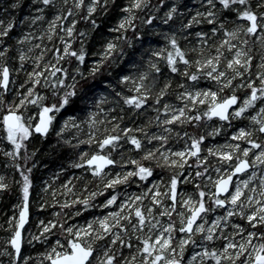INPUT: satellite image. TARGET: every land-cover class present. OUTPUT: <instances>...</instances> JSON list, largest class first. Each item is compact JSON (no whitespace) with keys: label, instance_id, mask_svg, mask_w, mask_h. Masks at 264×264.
<instances>
[{"label":"snow or ice","instance_id":"obj_1","mask_svg":"<svg viewBox=\"0 0 264 264\" xmlns=\"http://www.w3.org/2000/svg\"><path fill=\"white\" fill-rule=\"evenodd\" d=\"M99 2L100 0H93L88 3L86 14L83 17L85 20H90L93 27L97 25V21L92 18V14L96 12ZM160 2L163 3L164 0H160ZM19 3L20 0H15L12 7H19ZM72 3L76 9L85 7V0H72ZM203 3L208 7H205L203 12L196 11L195 15L180 26L181 29H189L193 25L200 24L210 26L207 30L201 29L195 32V36L200 38L197 41L200 45L198 54L190 57L187 53L197 52V49L182 47L177 39V33L172 31L165 36L167 46L154 50L153 55L161 57L171 73H179L187 80L197 81L201 77L210 78L216 82L215 90L213 88L188 89L185 88L186 81H181L177 83V87L185 88V90L178 93V98L186 103L181 107H174L168 102L161 103V98L167 95L168 89L172 86L170 78L159 86L156 93H153L151 88L155 86L156 78L153 76V83L149 84L150 72L148 70L141 72L138 77L130 74L121 75V83L130 82L132 91L136 94L117 92L116 95L123 96L124 103L133 110L142 109L145 105L149 107L160 105L155 108L158 114L154 120L157 124L162 123L167 127L163 129V134L148 135L147 125L135 129L125 126L121 129L118 117L112 116L110 119L117 122L112 125L111 131H108L105 125L106 134L99 141H95L98 143V147L100 149H105L106 146L118 148L121 147L119 142L126 139L136 149H141L143 155L139 158L123 159L121 157V160H116L111 157L110 152L108 154L94 152L89 155L85 151L81 152L79 163L74 162V166L78 168L89 166L92 173L99 176L105 175V168L108 165L123 163L134 166L115 173L106 179L101 189L90 192L89 197L82 200L85 207H93L90 198L99 195L101 191H107L109 187L116 188L118 184H127L130 180L134 183L148 181L149 177L153 176L154 169L151 164L142 162L145 159L155 160L157 165L162 168L178 169L182 173L185 165L189 164L190 158L195 157L197 165H205L202 170L195 172V177L204 176L208 180H214V191L206 192L205 188L200 186V182L193 178L198 195L196 197L187 195L186 198L178 200L181 174L173 171L164 191L161 190V185L164 184L161 178L159 181L152 182L151 187L145 186L142 193H133L119 203V193L113 192L100 207L115 205V211L93 217L91 221L80 226L74 224L64 227L61 223L60 227L67 235L63 241L57 239L55 244L50 246V251L43 254L47 257L49 264H120L117 254L112 251V248L117 245L133 248V236L137 241L135 247L139 259H137V254H132L131 259H125L124 264H186L184 260L186 246L197 245V241L194 239L197 233L201 234L202 240L213 243L209 246L198 245L201 250L194 251L187 264H197V262L198 264H264V139L256 138L254 135L259 132L261 137H264V55H261L260 63L256 66L257 70L253 73L255 57L249 51L250 38H255L251 41L252 44L255 43V40H259L261 49L264 50V0H203ZM67 4L68 0H61L60 5L56 0H39V6L35 8L39 15L24 18L34 24L44 18L46 9L53 10L52 19L47 24V39L51 41L59 36L62 42V47L53 49L55 63L44 61L47 45H43V50L33 58L36 67L27 72V79L19 85L20 88H25L27 84L28 87L25 91L16 92L10 88V84L13 83V71L18 73L23 70L24 61L30 57L21 51L18 57L21 67L16 69H12L7 62L0 63V104H4L6 100L2 93L14 92L13 99L6 103L7 111L0 115L4 136L14 146L11 150H5V154L12 157L13 162L16 157L20 156L22 148L27 150L26 141L33 136V132L44 136L48 134L53 127L57 113L68 106L72 102V98L80 94V90L83 88L81 81L86 84L88 76H95L101 70L100 66L109 57H112L118 48H120L121 55L123 54V49L116 41L129 40L127 29H136L134 23L136 15L133 9L147 6L146 0H130L125 6L127 15L120 19L119 27L115 29V31L124 30V34L108 40L100 53L104 59L94 61L92 67L86 72L81 65L85 63V58L88 55L85 45L89 32L85 29L77 30L76 19L68 20V17L73 15V7L64 8L63 5ZM104 4L107 5L108 0H104ZM105 10L107 9L105 8ZM177 12L176 4H172L165 12L167 19H164L163 23L167 24ZM153 18V16H149L145 22L151 24ZM66 20H68L67 24H65ZM16 26L15 17H10L7 21L0 19V37L4 38L0 40V57L6 56L9 49L12 48V44L8 41L11 38L10 32ZM61 32L63 35H60ZM136 35L143 36V33L137 31ZM44 36L45 33L41 32L38 38L43 40ZM213 37H218V42L213 41ZM36 38L31 33L25 32L18 37L17 43L23 44L25 41ZM77 38H79L80 44L73 47ZM210 41L212 42L210 43ZM33 47H41V45L33 44ZM211 48H215L216 51L210 52ZM225 50L231 53L230 59L225 57ZM65 57L78 61L71 70L74 73L71 76L68 67L57 66ZM222 58L225 60L223 68L221 67ZM41 62H43L42 67ZM148 67L155 73L162 74V68L158 61L149 58ZM78 76L80 80L77 79ZM238 77L241 79L237 80ZM253 77H258V82ZM69 79L71 83L67 82ZM105 83L111 88L116 87L109 81H105ZM38 86L50 87L53 97H58V99H54L50 103L45 102L46 94L39 91ZM226 88L231 91L225 92ZM237 88H247L249 91L245 96L240 97L236 94ZM149 97H152L154 105H149ZM84 99L89 104L95 103V110L85 109V120H77L75 116L64 120L57 133L58 135L63 133L68 127L79 130L80 126L86 122L89 127V135L86 137V141L78 140L77 144L93 143L99 129L97 131L92 129L108 119V110L99 106L106 99L104 93L100 94L99 101L88 100L87 96ZM198 104H207L208 107L201 111L197 109ZM29 105L37 106L38 122L36 123H30L33 117L25 116L24 112L20 110L26 109ZM186 109H195L196 111L193 113ZM250 109H256L254 114L249 111ZM100 111L105 112L106 116L98 120ZM160 113L164 114L162 121ZM203 117L219 118L221 121L228 122L229 126H231L233 118L249 119L251 122L249 126L238 127L232 133L236 140L244 141L248 146L242 147L241 143H227L202 149L205 135L194 134L189 137L188 132H177L172 126L174 123L182 125L186 122H199ZM220 130V128L214 127L211 134L215 135ZM133 131L145 132L149 140H159L161 143L153 148L144 149L142 138L130 134ZM121 132L124 134L123 136L120 134ZM172 132H176L177 136L183 135L187 138V146L176 151L170 147L165 148L164 146L169 140L168 133ZM67 142L71 143V139ZM254 149L255 151H253ZM202 151H206L208 155H201ZM209 156L220 158L216 162L215 171L219 174L216 177L207 174ZM223 164H227L228 167H220ZM15 167L21 169L22 202L18 218L13 216L8 222L9 227L13 230L7 239L12 251L4 248L3 254L10 258V264H25L28 257L21 255L22 230L29 218V195L32 185L29 173L31 169L25 171L19 163H15ZM236 174H245L246 178L239 179L233 184V177ZM191 176L192 173L189 172L188 176L183 177L184 182H187L188 177ZM7 187L4 177L0 176V189ZM145 194H148L153 202L147 211L142 203H138L146 198ZM165 198H169L171 202L165 203ZM78 200L80 197L73 201H65V205L76 203ZM178 203L181 207L179 212L176 211ZM156 205L160 206V210L156 211L154 215L153 211ZM44 206V204H39L41 208ZM225 206L227 208L223 215L217 214L209 221V212H214L217 208L223 209ZM174 213L179 217V225L171 219ZM156 216H168L169 220L161 223L156 219ZM134 217L135 223H132ZM235 217L246 220L248 227L236 222ZM40 224L42 226L40 233L33 236L34 240L46 239L44 234L50 235L51 229L56 226L57 221L52 220L47 223L40 221ZM257 225L262 226L261 230H257ZM154 229L157 230L155 233ZM225 230L228 231L225 232ZM176 231L184 235L174 237L173 234ZM218 237L223 241L219 247L214 243ZM257 238L259 239L257 240ZM174 240H178V245H174ZM99 241H104V244L100 245L99 254H97V242Z\"/></svg>","mask_w":264,"mask_h":264},{"label":"trees","instance_id":"obj_2","mask_svg":"<svg viewBox=\"0 0 264 264\" xmlns=\"http://www.w3.org/2000/svg\"><path fill=\"white\" fill-rule=\"evenodd\" d=\"M5 3L2 6V3ZM15 0H0V19H4L7 21L10 17H15L17 26L10 32L9 43L12 44V48L9 49L7 55L0 60V63L7 62L12 69H15V66L19 63L18 57L21 51H27L29 53L26 61H24V65L28 64V72L32 71L33 68L36 67V64L33 62V58H35L40 51L43 50V45H47V51L44 56V61H50L55 63V58L53 56L54 47H62V42L59 39V36H56L53 40L47 39V24L52 19V11L46 9L44 13V18L42 20L36 21L34 24L31 23L30 20L24 19L27 16H36L39 15L38 12L35 11V8L39 6V0H20L19 7L13 8L12 4ZM57 4H61V0H56ZM93 2V0H85V7L81 9H76L72 3V0H68L67 5H63L64 8L73 7V15L68 17V20L76 19L77 25L76 29L81 30L85 29L89 32V36L87 37V43L85 45L88 55L85 58V63L81 65L82 69L87 72L88 69L92 67L94 61L98 59H104L100 53L103 51V45L110 39L114 37H119L124 34V30L115 31L116 28L119 27L120 19L127 15L125 11V6L130 2V0H108V4H104V0H100L97 5V10L92 14V18L97 21V25L95 27L92 26L90 20H85L83 17L86 14V7L88 3ZM147 6L141 9H133L135 12L136 19L134 23L136 24V29L128 28L127 36L129 38L128 41L117 40L116 43L120 45L123 49V54L120 53V48H118L112 57H109L106 62L100 66V71L95 74V76H88L87 83L81 81L83 88L80 90V94L77 97L72 98V102L66 106L64 109H61L60 112L57 113L56 120L54 121L53 127L49 130L46 136L33 132V136L29 137L26 141L27 150L24 148L21 149L20 156L16 157L15 162L10 157H5L0 152V176L4 177V182L8 185L5 189H0V264H8L9 257L3 254V249L7 248L9 251H12L11 246L7 243V239L12 234V228L9 227L8 222L13 216L18 215V210L20 208L22 202V176L20 175L21 169L15 167V163H19L23 166L24 170L31 169L29 173L30 178L32 180V185L30 187V198H29V218L26 223H33V218L38 215L39 218H46L48 221V215L59 213V224L60 221L66 226L64 214L69 212L65 207H61L59 205L54 204L53 197H50V194L53 190L48 189L44 190L45 185L41 184V180L45 178V176H50L55 171H59L61 166L63 169L59 175V178L63 181L60 183L61 186H65L69 188V181L67 179H71L75 183L80 180V185L85 186L88 189L98 190V177L96 174L89 171L86 167L78 168L74 166V162L79 163V156L81 152L86 151L88 154L102 151L107 154L110 152L111 156L116 160H120L121 157L123 159H128L133 153L136 157H141L143 155V151L141 149H135V147L131 144L130 141L126 139H122L119 143L121 147L118 148H109L106 146L105 149H100L98 147V143L95 141H99L103 135H105V125L108 131L112 130V125L117 121H113L110 118L112 116H116L119 119L120 128H124L125 126H131L133 129L142 128L147 125V132H151L155 129L157 123L154 120V117L158 114L155 111L156 107H160V105H154V101L152 97L148 98L149 105H154L153 107H149L148 105L143 106L142 109L133 110L130 106L126 105L123 101V96L116 95L117 92H123L124 94L134 95L135 93L132 91V87L130 82L125 84L121 83L120 76L121 75H133L138 77L139 74L145 70L150 72L148 83H153V76L156 78L155 86L151 88L153 93H156L159 89V86L163 84V82L170 78L172 80V86L168 89L167 95L161 98V103L168 102L171 105L178 104V93H181L185 90V88L192 89L194 85L197 84L199 87H207V88H216V82L211 80L210 78L201 77L197 81L187 80L186 77L182 76L179 73H171L170 69L164 64L163 59L161 57H156L153 55V51L157 49H161L167 46V40L165 36L172 31L177 33V39L182 47L188 48H196L197 52H188L187 54L191 57L198 54V50L200 45L197 41L200 39L195 36V32L198 30H207L209 25L200 24L193 25L189 29H181L180 26L182 23H186L191 16L195 15L196 11H204L205 7H208L203 3V0H164L163 3L160 0H146ZM172 4H176L178 12L174 15L167 24H164V19H167L165 16V12L169 9ZM105 8L107 10H105ZM234 16V14H232ZM149 16H153L152 23H146V19ZM68 20L65 21V24L68 23ZM23 21V23H20ZM27 31L31 33L33 37H37L35 40L25 41L23 44L17 43V39L20 35L25 34ZM142 32L143 36H137L136 32ZM43 32L45 33L44 39L40 40L39 34ZM191 33V34H189ZM60 35H63L61 32ZM67 39V37H65ZM218 37H213V41L218 42ZM255 38H250L249 51L252 52L255 57L253 60V73H255L256 66L258 65V59L260 57L258 51L260 49V43L255 40V43L252 44L251 41ZM130 41V42H129ZM212 41H210L211 43ZM33 44L41 45V47H33ZM80 44L79 38L75 40L73 43V47H77ZM207 47V46H205ZM30 49V51H29ZM210 52H215V48H211ZM230 53V52H228ZM227 58H231V53ZM149 58L154 61H158L162 68V74H157L153 70H150L148 67ZM34 65H33V64ZM78 61L76 59L69 60L68 57H65L60 61L59 66H66L69 68L70 76L74 74L71 70L77 65ZM30 64V65H29ZM32 64V65H31ZM182 65V62H181ZM225 65V61L221 62V67L223 68ZM43 66V62H41V67ZM194 70V69H193ZM230 71V70H229ZM15 77H21L18 73L13 71L12 73ZM24 78V75H23ZM256 78V77H253ZM80 80V77H77ZM241 78H237L239 80ZM22 79L20 80V82ZM105 81H109L115 84V88H111L108 86ZM181 81H186L185 88L177 87V83ZM71 83L69 79L67 81ZM235 83V82H234ZM28 85H25V88H21L19 92L25 91ZM38 90L46 94L45 102H52L54 99H58V97H53L52 89L45 88L43 86H38ZM231 89H225V92H230ZM249 91L247 88H237L236 94L240 97L245 96V94ZM104 93L106 95V99L99 106L100 108L107 109V117L108 119L102 123L97 124L96 128L99 129L97 131V135L94 138V142L89 144L87 142L80 143V145H73L72 143H77L80 140L81 135L84 133H75L73 131H68L67 134H57L59 132V126H61L64 120H67L69 117L75 116L77 120H84L86 117V111L95 110V103L89 104L84 99L87 96L88 100L99 101L100 94ZM6 97L5 103L3 104V108L0 111V115L3 112L7 111L6 103L9 100L8 93H3ZM223 95V93H222ZM207 106H202L199 110L203 111ZM123 109V111H121ZM23 111V109H20ZM26 113L29 116H37V106L29 105L25 109ZM26 113H24L26 115ZM100 115L98 120L103 119L106 116V113L103 111L98 112ZM161 119L164 117L163 113H160ZM151 121V123H149ZM209 122V123H208ZM219 120L216 119H208L207 117H203L199 122L192 121L186 122L184 124L174 123L172 126L176 129L177 132H188L191 136L196 134L205 135V140L202 142V146H206L208 140L214 142L215 144H220L225 141L224 137V127L216 126L220 128V132L215 135H210L211 124H218ZM224 123V122H222ZM233 129L245 126L246 120L236 119L231 121ZM119 131V129H117ZM175 133V132H172ZM122 136L124 135L122 132L120 133ZM132 135H137L142 138V144L144 149L153 148L156 144V141H148L145 132H135L130 133ZM76 135V136H75ZM170 135V134H169ZM258 136H261L260 133H257ZM4 137V129L2 127V122H0V139ZM72 137H77L78 139L71 143L67 141ZM183 142V139H180ZM169 144L179 145L180 142L173 141L172 136H169L168 140ZM167 143V144H168ZM177 143V144H176ZM196 158H192L187 166L190 168L192 172L195 174L197 170H202L205 165H197L195 163ZM142 162L146 164H151L153 166V176H156L158 172L160 174H165L170 177L173 172L169 170L167 167H160L157 165L155 160L145 159ZM118 165L113 168L114 170L118 169ZM208 170L212 167L211 162H207ZM183 174V173H182ZM196 177L195 180L200 182V186L204 187L202 178ZM132 180L128 182L131 184ZM144 182V181H143ZM76 185L79 186L76 182ZM80 187V186H79ZM77 188V186H76ZM119 187L118 189H121ZM188 189H193V186L188 185ZM196 196L198 195L196 189ZM108 194L114 192L113 189H108ZM94 207V202H90ZM39 204H44L43 208H38ZM92 207H83L81 203L75 204L71 211H80L81 218H86L89 213H85L91 211ZM83 209V210H81ZM94 209V208H93ZM75 220H79V217ZM236 222L244 224L245 227H248V224H245V221L241 218H236ZM14 224V221H13ZM262 226H257V230H261ZM66 235L63 232V229L58 225L52 229L51 234L45 233L44 236L46 239H36L35 245L30 247L29 251L25 245H22V257L26 255L32 254H41L43 253L44 247L48 244L54 243L55 240L60 239L64 240ZM28 253V254H27ZM119 261L122 259L117 257ZM31 264V263H26ZM44 264H49V261L45 259ZM121 264V262H120Z\"/></svg>","mask_w":264,"mask_h":264},{"label":"rangeland","instance_id":"obj_3","mask_svg":"<svg viewBox=\"0 0 264 264\" xmlns=\"http://www.w3.org/2000/svg\"><path fill=\"white\" fill-rule=\"evenodd\" d=\"M4 4L5 3L3 2L2 3V6ZM25 32H27V31H25ZM3 39H4L3 37H0V40H3ZM257 42L260 43L259 40H257ZM24 52L27 54V56L29 55V53L27 51H24ZM258 53H259L260 57H261V55H264V50L261 49V46H260V49H259ZM229 54L230 53H228V51L225 50V54H224L225 57L226 56H229ZM4 57H0V60H3ZM260 57L258 59V64L260 63ZM222 61H225V60L222 58L221 59V62ZM18 62L19 63L15 66V69L21 67V62H20L19 59H18ZM27 69H28V64L26 65V67L23 66V70H21V71L18 72L19 75H20V73L22 75L19 78L18 77H15L12 74L13 83L10 84V88L11 89H13L16 92H19L21 90V88L19 87V85L22 84V83H24V81L27 79V72H28ZM256 69H257V67H256ZM23 75H24V78H23ZM21 79H22V81L20 82ZM255 79L258 82V77H256ZM196 88H205L206 89L207 87H199V86H197V84L194 85V87H192V89H196ZM2 95H3V93H2ZM8 95H9V100H12L13 99L14 92L13 91H10L8 93ZM17 102H18V98H17ZM185 103H186V101L178 99V104L172 105V106H174V107H181ZM202 106H207V104H198L197 105V109H200ZM2 108H3V104H0V111L2 110ZM255 110L256 109H250L249 111H251L254 114ZM186 111H190V112H193L194 113L196 110L195 109H186ZM23 112L26 113L25 109H23ZM99 115L100 114L98 113V117H99ZM25 116H29V115L26 113ZM32 117H33V119L30 121V123H36V122H38V116H32ZM236 119L237 118H233L231 121H234ZM162 120H163V118L161 119V121ZM245 120H246V125L244 127H247V126H249L251 124V122L247 118H245ZM61 124H63V122ZM61 126H59V129H60ZM211 126L213 128L216 127V126H223L224 127V130H223L224 132L223 133H224V137L226 139H225L224 142H222L220 144H215L214 142L208 140L206 146H204V147L202 146V149H205L208 146L226 145L227 143H241L242 144V147L243 146H248L246 144V142H244V141H238V140H236L232 136L233 131L237 130L238 127L235 128V129H233L232 124H231V126H229L228 125V122H224V123L219 122L216 125L211 124ZM165 127H167V126L166 125H163L162 123L157 124L155 126V129L153 131H151V132H147V134L148 135H151L153 133H156L157 135L163 134V129ZM213 128H211V130ZM92 130L93 131H96L97 128H94ZM68 131H70V132L73 131L72 132L73 134H75L76 132L78 134L79 133H84L83 135H81L80 140H85V141H86V137L89 135V127H88V125H87L86 122L80 126V129L79 130L76 129V128L68 127V128L65 129V131L63 133H60V135L61 134H64V133L67 134ZM257 133L258 132L254 133V135H255L256 138L264 139V137L258 136ZM168 135L169 136H172L173 141H176L177 142V140H178V142H180V144L178 145L176 143L177 145H174V143L173 144H169L168 143V144H166L164 146L165 148H169L170 147L173 151H176V150L182 149V148H184V147L187 146V138H185L183 135L177 136L176 132L175 133H168ZM210 135H211V131H210ZM189 137H191L190 134H189ZM73 139L77 140L78 138L77 137H72L71 138V141L72 142H75V141H73ZM180 139H183V142H181ZM147 140L148 141H156L155 142L156 144H154L155 146H157V145H159L161 143L159 140H149L148 138H147ZM72 144L73 145H80V144H77V143H72ZM142 145L145 146L144 144H142ZM12 147H14V146L11 145V142L8 141L5 138V136L0 139V152L2 153L3 156L7 157V155L5 154V150H11ZM147 149H150V148L148 147ZM253 151H255V149ZM201 155H208V153L206 151H202ZM250 156H251V153H250ZM8 157H10V156H8ZM130 157H132V158H139V157H136L134 153ZM10 158L12 159V157H10ZM192 158H195V157H191L190 160ZM219 159H220L219 157L209 156V159H208L207 162H211L212 163V167L208 170V173H207L208 175H211L212 177H216L217 175H219L215 171V168L217 167V163L216 162ZM187 166H188V164L185 165V167H184V169L182 171L183 174L178 169H175L174 170V169H170L169 168V170L171 172L176 171L177 173H180L181 174V183L178 185V200H180L181 198H186L187 195H192L193 197H196V192L194 190V189H196V186H195V183L193 182V178L196 179V177H195V174L192 172V170L190 168H187ZM132 167H134V166L131 165V164L119 163L117 170H109V171H106L105 175L102 176L100 178V180H99V183H98V186H97L98 189H101L102 185L106 182V179L107 178H110L112 175H114L117 172H122L124 169L132 168ZM220 167L226 168V167H228V165L227 164H223V165H220ZM189 172L192 173V176L191 177H188L187 182H184L183 177L188 176V173ZM60 173H61V169H59V171H55L53 174H55V175H57L59 177ZM161 178L164 181V184L161 185V190L164 191V190H166L165 185L167 184V182L169 180V177L167 175L163 174V173L160 174V172H158V174H156V176L149 177V180L148 181H144V182H141V183L131 182V184H128V183L127 184H118L116 186V188L109 187L108 189H113L114 192H118L119 193V197H118V203H119V202H122L123 199L131 196L133 193H135V194L142 193L144 191L145 186L151 187L152 186V182L159 181ZM245 178H246L245 174L237 177L236 180H235V182H234V184L239 179H245ZM72 179L73 178H71L69 180V183H68L69 188L68 187H65V186H61L60 183L57 181L58 178L55 177V176H52V177L45 176V178L40 181L42 185H45L46 186L45 188H43L44 190H47V188L52 190V188H53V190H52V192L50 194V197L51 198L53 197V200L52 201H54V204L59 205L61 207H65L67 209V211H69V212H67V213L64 214V217L66 218V220H65L66 226L65 227H68V226H71V225H74V224L77 225V226L84 225L87 222L91 221L93 219V217L103 216V215L107 214L110 211H115L116 210L115 205L107 206V207H103V208L100 207V205L103 204L106 201V199L109 197V195H110V194H108L109 191L107 189V191H101L100 194L97 195V196H95L94 198H90V202H92V201L94 202V207L91 208V211L90 212L88 211V209L85 211V213H89L85 219L84 218H81V216L83 214H81V212L79 210L78 211H74V210L71 211L72 207L75 204L81 203V205H83L82 200L84 198H88L90 192L97 191V190L88 189L85 186L84 187L81 186L80 185V180H78L79 181V186H80L79 187L78 185H76V182L78 184V181H76L75 183H73L74 181ZM202 181H203L204 188H205L206 192L207 191H214V188H213L214 180H208L205 177H203L202 178ZM188 185L193 186L194 188L192 190L191 189H188L187 188ZM76 186H77V188H76ZM119 187H122V188L121 189H118ZM53 193H55V194L53 195ZM145 196H146V198L142 202H138V203H142L144 205L145 211H147L149 205L152 204L153 202L148 197V194H145ZM77 197H80V200H78L76 203H71L69 205H65V201H73ZM170 202L171 201H170L169 198H165V203H170ZM83 207H85V206L83 205ZM38 208H41V207L38 206ZM226 208H227V206L225 208H223V209L222 208H217L214 212H209L208 213V219H209V221L211 219H213L215 217V215H217V214L223 215ZM159 210H160V206L159 205H156L155 206V209L153 211V214L155 215V212L156 211H159ZM180 210H181V207H180V204L178 203V206H177V210L176 211L179 212ZM19 211H20V208L18 210V215H19ZM185 211H187V210L185 209ZM18 215L16 216L17 218H18ZM77 217H79V220H75V218L77 219ZM236 218L237 217L234 218L235 221H236ZM238 218H240V217H238ZM156 219L159 220L161 223H164V222H166V221L169 220V217L168 216H156ZM171 219L174 222H176L177 225H179V217L175 213L172 215ZM241 219H243V218H241ZM52 220L57 221L56 226L58 225L60 227V224H59V216L57 215V212L54 213V214H49L48 215V221L46 220V218L41 219V218L38 217V215H36L33 218V223L32 224L25 223L24 229L22 230V235H23V244L22 245H25L26 246L27 251H29L30 247H32L33 245H35V241L36 240L33 239V236L40 233V229L42 227L41 224H40V221H44L45 223H47V222L52 221ZM244 221H245V224L247 225L248 222L246 220H244ZM60 223H62V222L60 221ZM125 223H127V221H125ZM132 223H135V217L133 218ZM14 224H15V221H14ZM257 226H259V225H257ZM52 229H51V231H52ZM156 231H157L156 229L153 230L154 233ZM227 231L228 230H225V232H227ZM129 235H131V233H129ZM173 235H174V237H182L184 234L183 233H180L179 231H176V232H174ZM194 239H196L197 245H191V244H189L188 246H186V250H185V253H184V260H185L186 264H187L188 261H190L191 256H192V254H193L194 251H200L201 250L200 247H198V245L203 244L204 246H209L210 244L213 243V242H208V241L202 240L201 239V234H199V233L196 234V236L194 237ZM258 239L259 238H257V240ZM55 241H54V243L48 244L46 247H44V249H43L44 252L41 253V254H38L37 255V254L34 253L32 255H26V256H24V257H28V259L25 262V264L26 263H31V264H44L45 263V259L47 260V257L45 255H43V254L46 253L47 251H50V246H53L55 244ZM136 243H137L136 238H135V236H133V245H134L133 248L129 249L127 247H122V246H119V245L113 246L112 251L117 254V257H119V258L122 259L120 261L121 264H124L125 259H131V255L132 254H137V259H139V254L137 253V250H136V247H135ZM214 243H215V246L219 247L223 243V241L218 237L217 240ZM103 244H104V241L97 242V249H98L97 254H99L100 245H103ZM174 245H178V240H174ZM8 264H10V258L8 259ZM197 264H198V262H197Z\"/></svg>","mask_w":264,"mask_h":264},{"label":"flooded vegetation","instance_id":"obj_4","mask_svg":"<svg viewBox=\"0 0 264 264\" xmlns=\"http://www.w3.org/2000/svg\"><path fill=\"white\" fill-rule=\"evenodd\" d=\"M217 120V119H216ZM98 152H101L102 154H107L106 152H102V151H98ZM92 154V153H91ZM91 154H89V155H91ZM113 159H114V157L113 156H111ZM117 166V164L115 165V166H112V167H110V168H106L105 169V173H106V171H109V170H114L113 168H115ZM89 171H91L90 170V168L88 167V166H85ZM92 172V171H91ZM97 177L99 178L98 179V182H99V180H100V178L102 177V176H99V175H97ZM29 198H30V196H29ZM28 221V220H27ZM26 221V222H27Z\"/></svg>","mask_w":264,"mask_h":264},{"label":"water","instance_id":"obj_5","mask_svg":"<svg viewBox=\"0 0 264 264\" xmlns=\"http://www.w3.org/2000/svg\"><path fill=\"white\" fill-rule=\"evenodd\" d=\"M233 107H235V106H233ZM211 119H217V120L221 121L219 118H216V117H213V118H211ZM221 122H224V121H221ZM112 166H115V165H108V166H106V168H110V167H112ZM88 167H89V166H88ZM106 168H105V169H106ZM249 171H250V170H249ZM241 175H243V174H236V175H234V177H233V184H234L236 178L239 177V176H241ZM221 195L223 196V195H225V194H221ZM225 207H226V206H225Z\"/></svg>","mask_w":264,"mask_h":264},{"label":"bare ground","instance_id":"obj_6","mask_svg":"<svg viewBox=\"0 0 264 264\" xmlns=\"http://www.w3.org/2000/svg\"><path fill=\"white\" fill-rule=\"evenodd\" d=\"M61 170L63 169V166H61V168H60ZM52 176H55V177H57L58 178V182H60V183H63V181L57 176V175H55V174H51L50 175V177H52ZM70 179H67L66 181H69Z\"/></svg>","mask_w":264,"mask_h":264}]
</instances>
